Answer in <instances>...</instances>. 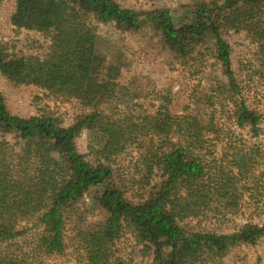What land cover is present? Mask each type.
<instances>
[{"label":"trees","instance_id":"trees-1","mask_svg":"<svg viewBox=\"0 0 264 264\" xmlns=\"http://www.w3.org/2000/svg\"><path fill=\"white\" fill-rule=\"evenodd\" d=\"M10 22L48 45L42 55H25L0 43V75L14 87L76 100L86 112L70 126L51 112L24 118L0 92V264H69L70 231L76 264H129L119 250L127 235L151 264H223L235 249L264 243V222L201 228L239 216L241 184L259 174L264 180L260 149L245 143L263 134L264 116L245 99L224 38L231 30L257 45L255 74L264 83V0L197 2L183 17L115 0H16ZM143 22L174 62L202 74L179 109L168 101L136 112L148 84L121 82L124 52L98 32L114 24L138 33ZM83 133L86 154L77 146ZM132 146L145 167L134 198L112 167Z\"/></svg>","mask_w":264,"mask_h":264},{"label":"rangeland","instance_id":"rangeland-1","mask_svg":"<svg viewBox=\"0 0 264 264\" xmlns=\"http://www.w3.org/2000/svg\"><path fill=\"white\" fill-rule=\"evenodd\" d=\"M115 1L124 8L135 9L140 12L166 8L173 14L183 17L190 14L197 2L210 0ZM15 4L16 0H4L0 7V43L4 44L9 52L42 55L48 42L39 33L18 29L11 24L10 17ZM98 32L104 38L120 45L124 52L128 66L123 68L121 82L126 84L125 86H129V83L139 79L141 84L142 81L148 84L147 89L150 93L147 94L146 98L136 100L138 103V106L134 108L136 112L142 113L143 110L149 113L154 108L166 105L168 101L175 103L172 109H179L178 106L187 103L191 92L202 83V74H194L188 68L174 62L171 55L162 49L158 35L144 22L138 33H122L117 30L114 24H99ZM224 38L231 46L233 68L245 88V99L251 107L260 111L264 116V83L255 74L257 45L245 33H236L231 30L224 32ZM208 74H210V70ZM208 77L206 74V78ZM0 92L5 96L11 112L24 118L51 112L61 119L64 126H70L78 116L86 112V108L76 100L59 99L47 91L33 86L14 87L1 75ZM262 130L263 134L260 138L245 143H251L260 149L264 167V122ZM5 139L14 142L12 136L8 135ZM247 140H249L248 137ZM88 145L87 133L81 134L77 139L79 151L84 154L88 153ZM141 151L136 146L129 147L115 159L112 166L117 181L127 189L131 198L142 193L139 181L145 172V167ZM258 176L259 178H251L241 184L243 195L239 216L230 218L228 222L223 224L214 219L208 220L202 223L201 228L230 232L235 225H242L247 222L263 223L264 180L260 179V174ZM88 219L91 221L94 217L89 216ZM71 221L73 222L70 223V228L76 223L74 218ZM195 224L196 222L193 223V225ZM69 233V264H76L78 245L74 233L72 231ZM119 250L129 264H151L150 258L136 245L131 235H127L121 240ZM258 259H260V264H264V243L256 247L242 246L235 249L223 260V264H257Z\"/></svg>","mask_w":264,"mask_h":264}]
</instances>
